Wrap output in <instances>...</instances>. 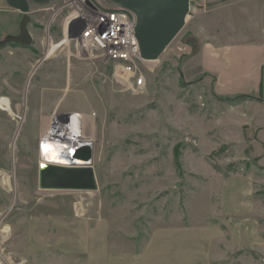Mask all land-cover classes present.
<instances>
[{
	"label": "rangeland",
	"instance_id": "obj_1",
	"mask_svg": "<svg viewBox=\"0 0 264 264\" xmlns=\"http://www.w3.org/2000/svg\"><path fill=\"white\" fill-rule=\"evenodd\" d=\"M92 3L115 5L32 3L33 44L0 48V264H264V166L196 57L202 39L264 37V0H190L141 89L84 41ZM22 16L0 0L2 40ZM243 72L256 94L257 69ZM71 115L96 191L39 187L43 138Z\"/></svg>",
	"mask_w": 264,
	"mask_h": 264
},
{
	"label": "water",
	"instance_id": "obj_2",
	"mask_svg": "<svg viewBox=\"0 0 264 264\" xmlns=\"http://www.w3.org/2000/svg\"><path fill=\"white\" fill-rule=\"evenodd\" d=\"M51 0H6L13 8L23 12L20 32L1 39L0 48L11 43L23 47L33 44L34 38L28 24L31 4H47ZM136 15L135 35L140 56L147 61L158 60L186 25L190 13V0H110ZM69 115L65 114L68 120ZM92 143L74 150L68 163L47 162L39 164V187L45 190L96 191L99 188L94 168Z\"/></svg>",
	"mask_w": 264,
	"mask_h": 264
},
{
	"label": "crops",
	"instance_id": "obj_3",
	"mask_svg": "<svg viewBox=\"0 0 264 264\" xmlns=\"http://www.w3.org/2000/svg\"><path fill=\"white\" fill-rule=\"evenodd\" d=\"M218 40L202 39L199 45L196 57L203 80L212 85L215 95L229 99L226 104H232L230 114L236 115L232 118L242 121L250 138L253 137V153L264 166V120L258 119L256 114L264 113V37L231 43ZM219 58L224 61L223 66ZM251 68L257 69L256 94L247 91L249 83L243 72ZM243 96L248 98L242 100Z\"/></svg>",
	"mask_w": 264,
	"mask_h": 264
},
{
	"label": "built area",
	"instance_id": "obj_4",
	"mask_svg": "<svg viewBox=\"0 0 264 264\" xmlns=\"http://www.w3.org/2000/svg\"><path fill=\"white\" fill-rule=\"evenodd\" d=\"M92 9L98 12L84 31V41L97 47L104 58L114 62L119 71L128 75L135 88L145 87L147 78L143 66H147L149 61L140 56L134 12L119 5L99 8L93 3Z\"/></svg>",
	"mask_w": 264,
	"mask_h": 264
},
{
	"label": "bare ground",
	"instance_id": "obj_5",
	"mask_svg": "<svg viewBox=\"0 0 264 264\" xmlns=\"http://www.w3.org/2000/svg\"><path fill=\"white\" fill-rule=\"evenodd\" d=\"M149 62H153V61H149ZM71 120L73 121L72 123H75V125H71V131L70 129L69 131L65 129V131L62 132L63 135H60L58 132L61 129L57 127L56 129H59L58 131L56 132L49 131L48 134L43 138L42 146H40L41 147L40 163L46 164L47 162H57V163L66 164L71 161V159L68 156H70V154H72L74 150L80 149L86 145L87 138L84 137V133L80 132L78 135V130L82 128L80 118L76 115H73ZM58 138L60 139L58 141H62L61 139L66 138L68 139V141L71 142H62L60 145H58L59 144L57 143ZM46 141H52V142H46ZM58 146H61L60 150H58Z\"/></svg>",
	"mask_w": 264,
	"mask_h": 264
}]
</instances>
